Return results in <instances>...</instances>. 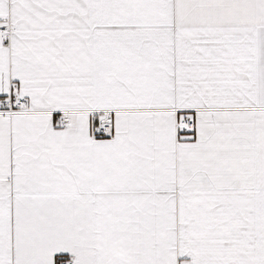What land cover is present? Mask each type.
Instances as JSON below:
<instances>
[{"label": "snow or ice", "instance_id": "snow-or-ice-1", "mask_svg": "<svg viewBox=\"0 0 264 264\" xmlns=\"http://www.w3.org/2000/svg\"><path fill=\"white\" fill-rule=\"evenodd\" d=\"M0 264H264V0H0Z\"/></svg>", "mask_w": 264, "mask_h": 264}]
</instances>
